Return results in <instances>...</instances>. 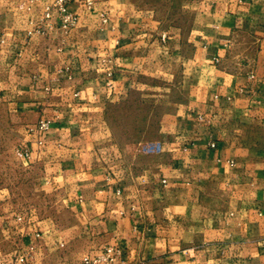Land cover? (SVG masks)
I'll list each match as a JSON object with an SVG mask.
<instances>
[{
	"label": "crops",
	"instance_id": "obj_1",
	"mask_svg": "<svg viewBox=\"0 0 264 264\" xmlns=\"http://www.w3.org/2000/svg\"><path fill=\"white\" fill-rule=\"evenodd\" d=\"M50 3L0 0V264H264V0Z\"/></svg>",
	"mask_w": 264,
	"mask_h": 264
},
{
	"label": "built area",
	"instance_id": "obj_2",
	"mask_svg": "<svg viewBox=\"0 0 264 264\" xmlns=\"http://www.w3.org/2000/svg\"><path fill=\"white\" fill-rule=\"evenodd\" d=\"M73 0H50L43 14V19L50 18L52 13L58 17L59 25L63 28L71 27L77 22V16L70 11L69 6ZM39 29V28H37ZM50 127V121L47 119L40 120L36 124L39 133L44 132ZM20 262L25 261V256L20 255L17 258ZM82 264H125L121 258V249L115 244H106L98 249L95 255H85L82 258Z\"/></svg>",
	"mask_w": 264,
	"mask_h": 264
}]
</instances>
